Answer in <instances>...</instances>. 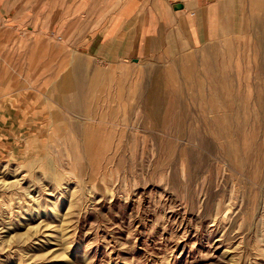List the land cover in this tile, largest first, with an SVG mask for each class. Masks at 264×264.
Wrapping results in <instances>:
<instances>
[{
  "label": "rangeland",
  "instance_id": "1",
  "mask_svg": "<svg viewBox=\"0 0 264 264\" xmlns=\"http://www.w3.org/2000/svg\"><path fill=\"white\" fill-rule=\"evenodd\" d=\"M112 1L0 0V264H264L262 8L111 62Z\"/></svg>",
  "mask_w": 264,
  "mask_h": 264
},
{
  "label": "crops",
  "instance_id": "2",
  "mask_svg": "<svg viewBox=\"0 0 264 264\" xmlns=\"http://www.w3.org/2000/svg\"><path fill=\"white\" fill-rule=\"evenodd\" d=\"M112 4L114 12L122 16L108 26L113 42L102 55L111 62L121 61L131 53L146 58L188 44L202 45L223 28L230 15L256 13L258 7L264 12V0H113ZM133 17H137L135 22L130 21ZM237 17L236 29H241ZM127 24H131L129 29L137 30L129 40L122 31Z\"/></svg>",
  "mask_w": 264,
  "mask_h": 264
}]
</instances>
